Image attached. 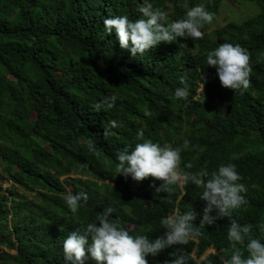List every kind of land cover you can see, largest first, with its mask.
Wrapping results in <instances>:
<instances>
[{
	"label": "trees",
	"instance_id": "obj_1",
	"mask_svg": "<svg viewBox=\"0 0 264 264\" xmlns=\"http://www.w3.org/2000/svg\"><path fill=\"white\" fill-rule=\"evenodd\" d=\"M246 1L258 13L241 23L160 42L133 57L115 33L104 31L103 19L125 13L137 18V0H0V264H65L63 238L107 208L130 234L150 238L163 233L161 218L174 212L194 210L198 224L202 185L155 193L161 180L135 181L115 172L117 151L136 142L138 129L145 138L180 147L181 167L192 166L186 170L236 164L246 191L232 218L264 241V0ZM154 2L170 19L204 3L215 13L212 23L222 0ZM224 41L249 51L250 83L243 92L222 86L206 65V50ZM181 76L189 86L186 99L172 95ZM113 91L118 99L111 108L93 107ZM3 179L11 183L4 190ZM67 185L87 194L76 212L64 203ZM17 187L34 193L32 200L18 198ZM229 223V217L217 218L186 243L149 255L148 262L164 264L173 258L170 252L182 250L188 264H221L233 250ZM208 249L214 253L197 260Z\"/></svg>",
	"mask_w": 264,
	"mask_h": 264
},
{
	"label": "clouds",
	"instance_id": "obj_2",
	"mask_svg": "<svg viewBox=\"0 0 264 264\" xmlns=\"http://www.w3.org/2000/svg\"><path fill=\"white\" fill-rule=\"evenodd\" d=\"M137 7L141 15L135 19H130L126 13L103 19L104 31L115 33L119 47L127 49L133 57L155 48L160 42H172L185 36L202 37L203 25L210 23L215 16L204 3L186 6L183 15L177 19H170L169 11L154 0H137ZM204 59L206 65L214 67L222 86L241 92L247 89L251 72L247 48L239 43L224 41L206 50ZM179 79L181 86L175 87L172 95L186 99L189 86L183 76ZM201 79L205 77L201 76ZM117 99L113 91L93 107L96 110L111 108ZM110 125L115 127L117 122L110 121ZM188 143L184 141L185 145ZM87 146L89 150H95L91 140ZM180 152L178 146L145 138L143 129H138L136 142L126 144L117 151L115 172L125 178L130 176L135 181L148 176L161 180L159 185L154 186L155 193L172 194L176 186L189 182L202 185L199 197L205 201V206L198 224L194 210L174 212L161 218L163 233L150 238L143 232L130 234L127 228L110 218L113 210L107 208L80 228L69 231L63 238L65 264H85L89 259L94 260L95 264H149V255L156 256L166 248L186 243L199 234L200 228L213 224L220 217L230 218L226 239L233 249L229 255L220 257L221 264H264V241L250 236V226L232 218L233 211L245 203L243 193L246 191L236 164L221 163L211 172L206 168L189 171L186 169H191L190 163L181 167ZM63 199L67 207L76 212L81 201L87 200V194L69 191ZM237 245L243 246L247 255ZM169 255L173 258L165 260L164 264H188L189 258L182 250L170 252Z\"/></svg>",
	"mask_w": 264,
	"mask_h": 264
},
{
	"label": "rangeland",
	"instance_id": "obj_3",
	"mask_svg": "<svg viewBox=\"0 0 264 264\" xmlns=\"http://www.w3.org/2000/svg\"><path fill=\"white\" fill-rule=\"evenodd\" d=\"M258 13V6L253 3L246 0H222L220 7L218 9V16L216 20L212 23H210L209 27L202 28V31L204 34H210V32L216 28L222 27L228 22H235V23H241L243 20H245L248 17H252ZM66 50L73 49L71 47L67 48ZM201 88L198 89V93L201 92ZM207 104H213L215 103V100H206ZM1 172V167H0ZM2 177V176H1ZM70 178H76L75 175H71ZM63 179V178H61ZM10 182H8L6 179H3L1 181V188L4 190L8 186H10ZM73 190L72 185L65 186L66 193ZM16 194H18V198L24 199L26 201H31L34 193H28L23 191L21 188L17 187ZM170 215V214H169ZM10 225V224H9ZM4 251L6 249L3 248ZM9 253H14L13 251H9ZM209 253H214V250L208 249L206 250L201 257H199L197 260L205 259L207 258Z\"/></svg>",
	"mask_w": 264,
	"mask_h": 264
}]
</instances>
